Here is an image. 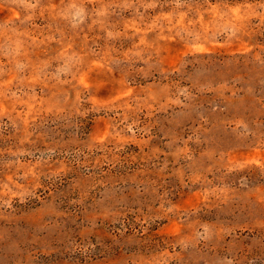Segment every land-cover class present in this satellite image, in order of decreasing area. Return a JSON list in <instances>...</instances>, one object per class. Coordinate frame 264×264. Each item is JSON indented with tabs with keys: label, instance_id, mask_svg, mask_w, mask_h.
I'll return each instance as SVG.
<instances>
[{
	"label": "rangeland",
	"instance_id": "374dc122",
	"mask_svg": "<svg viewBox=\"0 0 264 264\" xmlns=\"http://www.w3.org/2000/svg\"><path fill=\"white\" fill-rule=\"evenodd\" d=\"M0 264H264V0H0Z\"/></svg>",
	"mask_w": 264,
	"mask_h": 264
}]
</instances>
